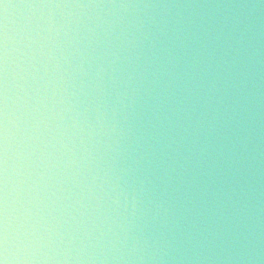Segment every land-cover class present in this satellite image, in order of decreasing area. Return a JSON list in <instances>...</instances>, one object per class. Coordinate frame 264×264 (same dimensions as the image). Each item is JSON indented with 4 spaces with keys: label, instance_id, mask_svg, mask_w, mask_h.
Returning <instances> with one entry per match:
<instances>
[{
    "label": "clouds",
    "instance_id": "obj_1",
    "mask_svg": "<svg viewBox=\"0 0 264 264\" xmlns=\"http://www.w3.org/2000/svg\"><path fill=\"white\" fill-rule=\"evenodd\" d=\"M0 264H264V0H0Z\"/></svg>",
    "mask_w": 264,
    "mask_h": 264
}]
</instances>
